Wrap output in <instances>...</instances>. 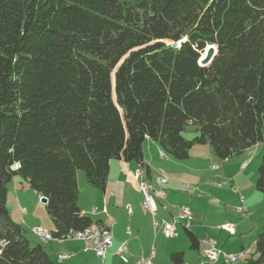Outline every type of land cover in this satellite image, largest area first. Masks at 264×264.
Returning a JSON list of instances; mask_svg holds the SVG:
<instances>
[{"label":"trees","instance_id":"trees-1","mask_svg":"<svg viewBox=\"0 0 264 264\" xmlns=\"http://www.w3.org/2000/svg\"><path fill=\"white\" fill-rule=\"evenodd\" d=\"M148 138L179 160L264 143V0H0V264H56L12 217L15 177L48 198L60 238L93 223L77 171L104 189L111 160L142 163ZM256 249L245 264H264V228Z\"/></svg>","mask_w":264,"mask_h":264},{"label":"crops","instance_id":"crops-1","mask_svg":"<svg viewBox=\"0 0 264 264\" xmlns=\"http://www.w3.org/2000/svg\"><path fill=\"white\" fill-rule=\"evenodd\" d=\"M206 146L208 147L210 159L218 160L215 165L210 167V169L215 172L214 175L216 178L222 179L224 180L223 183H230V185L233 186V180L225 177V175L219 171L223 166L227 165L231 159L245 153L247 149L241 154L233 155L226 159H220L216 156L209 143L197 144L191 148L190 155L187 159L179 160L165 151L159 142L151 138H148L144 143L142 163L136 160L127 161L124 158L111 160L108 181L104 189L95 187L87 180V177L85 181L82 176L80 178V175H78L79 206L82 212L90 216L94 223L108 225L113 232V243L106 253L107 264H135V262L141 258L149 256L151 251L153 254V263V259L157 255V243L160 238L163 239L167 224L174 221V216L177 215L180 206L189 204L193 206V221L189 229L198 237L199 246L198 248L191 247L190 240L186 234L185 225L179 224L178 235L176 237L179 236V231L182 228L188 240L187 244L189 243L191 252L188 253L186 247H182L179 242L171 244L168 242L169 240L166 239V243L160 246L166 254L165 256L168 264H172L171 254L173 252H183L185 264H215L221 260L225 262L224 255L220 254L218 259L214 262L206 261L201 263L200 252L209 247L208 239L215 240L216 246H219V242H217L215 237L221 234V228L226 227L230 233H234L237 230H231L227 226H222L220 228V224L225 222L223 220L209 223V229L205 227L207 226L206 218H204L205 215L199 211L198 204L197 206L194 205V201L196 197L203 200L205 193L209 192V187L205 188L206 191H203L204 193H189L188 188L191 189L193 187H189L188 183L184 185V182L188 181L187 174L191 171V163H193L194 158H196L195 153L201 149H205L201 147ZM196 149H198V151ZM196 159L199 162V159ZM141 167L146 170L144 175H140ZM197 170L201 172L200 167ZM162 176L169 177L168 181L164 184L158 182L159 177ZM15 179L16 178L11 181L13 182L11 189L8 186L7 205L11 211L12 217H14V213L17 217L21 213L25 221H27L26 217L34 214L31 212L30 202H28V208L24 205V195L27 188L22 184V181ZM142 179H145L149 183L151 190H153L156 196L158 205L157 218L160 222L157 227H155V225L153 226L151 211L145 208L143 204L144 195L139 188ZM208 184L214 185L211 184L210 181H208ZM219 184L220 182L215 185ZM83 188L87 190V202L83 201ZM162 192H165L164 197L161 195ZM10 196L12 197V205H10ZM217 201L218 200L212 198V202ZM127 205L131 206L132 214L128 212ZM196 207L198 209H196ZM36 229H33L32 233H34ZM40 229L45 228L41 227ZM176 237H169V239ZM50 242L52 243V241ZM123 242H126L127 248L121 254H117L116 251ZM51 243H49L50 247L46 246L45 248L56 264H101V260L93 250L84 249L85 244L81 239L67 238L61 240V242L58 243L59 249L57 251L53 250ZM218 248L222 250V252L230 253L224 251L222 247ZM241 248H245L244 243L241 245ZM60 253H71L72 256L60 260L58 259ZM240 255L242 257L243 253Z\"/></svg>","mask_w":264,"mask_h":264},{"label":"rangeland","instance_id":"rangeland-1","mask_svg":"<svg viewBox=\"0 0 264 264\" xmlns=\"http://www.w3.org/2000/svg\"><path fill=\"white\" fill-rule=\"evenodd\" d=\"M125 1L132 2L133 0ZM198 133L199 132L195 125H188L184 132V135L186 138L192 139L193 137L198 135ZM201 148L205 149H201L200 151L196 149L198 152L196 151L197 153H195V156L199 159V162L196 158H194V162L191 163V171H189V173L187 174L188 181L184 182V185L185 183H188L189 187H193L191 189L188 188L189 193H202L203 191H206V187H209V192L205 193L204 199L202 200L198 199L199 197H196L194 205L197 206L198 204L199 211H201V213L205 215L204 218H206L207 225L205 227H207L208 229L210 228L208 227L209 223L219 222L221 220L225 221L223 224L227 223L228 225H236L237 231H235L234 233H230L226 227L221 228L223 224H220L219 227L222 229V231L221 234L215 237V239L217 240V242H219L218 247H222L224 251L236 254L235 257L227 258V260H225L226 263L229 262L233 264H245L247 259L257 257L256 243L260 233L264 228V192L259 190L257 187L258 168L262 162V158L264 155V143L253 145L252 147L248 148L245 153L234 157V159H231L227 165L221 168L219 172L224 174L225 177L231 178L233 180V186H231L230 183H223L224 180L222 179L216 178V176L214 175L215 172H213L210 167L215 165L218 160L210 159L207 146ZM199 167L201 168V172L197 170ZM78 175H80V178L82 176L86 181V175L83 170H78L77 177ZM162 177H165L167 179L169 178L167 176ZM15 178V180L22 181V184L26 186L27 189L25 190L24 195V205L28 208V202H30L31 212H33L34 214L27 216V221H25L21 213V216L18 215V217L17 215L15 216L14 213L13 218L15 222L21 224L25 229L26 235L31 241V244H37L40 242V240L36 236L35 232L32 233V230L43 227L47 230L55 231L56 223L50 217L45 203L41 201L37 192L28 184V182L22 177L17 176ZM208 181H210L211 184L214 185H209ZM218 182H220V184L215 185ZM12 186L13 182H10V189ZM86 191V188H83L84 202H87ZM164 196L165 192H163L162 197ZM11 198L12 197L10 196V205H12ZM212 198L218 201L212 202ZM189 207L191 210L193 209L192 205H190ZM196 209L198 208L196 207ZM227 227L229 228V226ZM229 229L234 230L232 228ZM177 235L173 237H176ZM67 238L70 237H60L58 239H55L56 241L53 240L52 243H49L52 244L53 250L57 251L59 249L58 243L61 242V240ZM166 239H168V242H170L171 244L179 242L182 247H186L188 253L191 252V250L189 249V243L187 244L188 240L182 228L179 231V236L176 238L169 239V237H167L164 233L163 239L160 238L157 243V255L153 259V263L151 264H168L167 258L165 256L166 254L163 252V249H161L160 246H163L166 243ZM42 243L44 247L49 246L48 242ZM243 243L245 248H241V245ZM218 247L216 246V249L220 250ZM230 253L228 254L226 252H223L224 255H231ZM242 253L243 255L241 257L240 254ZM61 254L62 253L58 255V259ZM206 261L207 259L205 258L203 261L201 260V263H204ZM225 262L221 260L215 264H226Z\"/></svg>","mask_w":264,"mask_h":264},{"label":"built area","instance_id":"built-area-1","mask_svg":"<svg viewBox=\"0 0 264 264\" xmlns=\"http://www.w3.org/2000/svg\"><path fill=\"white\" fill-rule=\"evenodd\" d=\"M143 167L140 168V175H143ZM158 182L161 184L166 183L165 177H159ZM140 190L143 192L144 195V206L151 205V199H153V190H149L146 188V180L142 179L139 184ZM163 193V192H162ZM44 196H41L40 199L42 201ZM47 198V197H46ZM127 210L130 214H132V208L130 205H127ZM153 217V226L156 223L157 214H151ZM193 221V212L190 209L189 206L183 205L179 209V213L177 216H174V223L173 224H167L166 230L164 231L165 235L167 237H173L178 234V225L184 224L185 227L189 228L191 223ZM222 226H230L232 229L236 230V225H228L223 224ZM46 236V234H45ZM78 236H88L89 237V244L84 247L85 250H93L97 257L101 260V264H107L106 263V253L108 248L113 243V232L111 228L108 225L104 224H98V223H92L88 227H86V230L81 231H70L67 234H63L61 237H70V238H76ZM50 241H53L55 239H58L54 235L53 237H49ZM210 244V247L201 250L200 252V259L203 261L205 258L209 262H214L218 259L220 254H223L222 250L216 249V242L215 240L208 239L207 240ZM127 248L126 242H123L117 249L116 253L121 254L123 251H125ZM224 255V254H223ZM72 256L71 253H63L59 256L60 260L70 258ZM236 254L231 255H224L225 260L229 257H235ZM152 257V251L149 254V256L145 258H141L140 260L136 261L135 264H146L148 262V259Z\"/></svg>","mask_w":264,"mask_h":264},{"label":"bare ground","instance_id":"bare-ground-1","mask_svg":"<svg viewBox=\"0 0 264 264\" xmlns=\"http://www.w3.org/2000/svg\"><path fill=\"white\" fill-rule=\"evenodd\" d=\"M145 171L146 170L144 168L143 169V175H144ZM167 181H168V179L166 178V182ZM146 188L151 190V186L149 185V183L147 181H146ZM161 195H163V193H161ZM143 204H144V200H143ZM145 207L148 208L151 211L152 214H154V209H155V214H157L158 205H157L156 196H155L154 192H153V199H151V205H147ZM173 223H174V221L169 223V224H173ZM159 224H160V222L157 219L156 223H155V227H157ZM229 228H231V227L229 226ZM82 230H86V228L82 229ZM34 232H35L36 236L39 238L40 242H45V243L50 242L49 237H53V231H50V230L40 229L39 228V229H36ZM45 234H46V236H45ZM76 238L83 240L85 246H87V244H89V237L88 236H78ZM151 259H152V257H150L148 259V262L146 264H151L152 263Z\"/></svg>","mask_w":264,"mask_h":264},{"label":"water","instance_id":"water-1","mask_svg":"<svg viewBox=\"0 0 264 264\" xmlns=\"http://www.w3.org/2000/svg\"><path fill=\"white\" fill-rule=\"evenodd\" d=\"M217 46L216 45H208L206 48V52H204V58L203 56L201 57L200 63L202 66H208L211 61L213 60V58L215 57V55L217 54ZM42 202L47 204L48 202V198L43 197Z\"/></svg>","mask_w":264,"mask_h":264}]
</instances>
